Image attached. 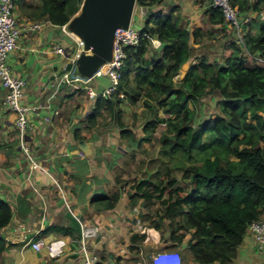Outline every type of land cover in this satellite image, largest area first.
I'll return each instance as SVG.
<instances>
[{
  "label": "trees",
  "instance_id": "trees-1",
  "mask_svg": "<svg viewBox=\"0 0 264 264\" xmlns=\"http://www.w3.org/2000/svg\"><path fill=\"white\" fill-rule=\"evenodd\" d=\"M39 1V5L26 0L14 3L33 17L62 26L78 12L83 0ZM158 1L137 0V6L145 10L143 38L125 47L127 58L117 91L109 97L98 96L85 120L89 129L97 130L115 121L125 142L120 151L127 157L125 163L128 157L134 160L132 151L145 152L144 143L157 139L158 157L146 165L150 175L137 180L135 191L128 193V205L147 208L160 200L164 205L161 218L169 220V240L183 261L231 264L249 223L264 215V22L257 33L248 28L243 43L231 41L221 63L201 57L188 67L182 81L174 82V75L191 56V33L172 14L154 9ZM231 3L240 14L264 8V0ZM210 10L213 24L225 22L220 9ZM151 37L162 42L158 54L151 52ZM210 96L217 99L220 111L198 122V104ZM124 101L131 107L141 102L149 111L142 135L125 124L120 108ZM159 110L166 116H159ZM106 111L112 120L104 115ZM161 125L166 127L157 137ZM157 160L160 164L152 171L151 163ZM114 181L120 185L119 173L114 172ZM178 182L182 186L175 187ZM120 196L119 187L95 196L93 202L111 209ZM11 216V206L0 198V229ZM50 230L73 233L69 228L51 226L39 235ZM144 237L133 234L131 240L143 241ZM4 243L0 237V253Z\"/></svg>",
  "mask_w": 264,
  "mask_h": 264
},
{
  "label": "crops",
  "instance_id": "crops-1",
  "mask_svg": "<svg viewBox=\"0 0 264 264\" xmlns=\"http://www.w3.org/2000/svg\"><path fill=\"white\" fill-rule=\"evenodd\" d=\"M26 1L40 4L39 0ZM152 7L161 9L166 15L172 14L179 19V26L188 28L191 33V56L174 75V82L182 81L188 67L201 57L221 63L230 51L231 41L238 40L239 36L243 38L248 28L257 33L260 23L264 22L263 8L240 14L241 24L237 31L226 21L213 24L209 0H159ZM15 16L20 27L34 22L40 26L35 30L21 28L17 46L9 53L8 63L13 73L27 80L23 102L30 105L50 103L58 110L56 114L51 113L48 121L44 119V115L51 112L48 108H38L39 113L31 112L24 142L60 189L49 175L29 166V159L20 146L15 114L2 106L6 91L0 82V198L12 208L10 222L0 229V237L5 242L0 264H83L80 230L86 225H97L101 230L88 242V247L100 256L97 264H142L139 257L148 239L144 235L143 241L132 242L129 232V225L134 222L133 208L137 206L130 207L128 197L123 194L111 209H104L101 202H93L95 196L107 195L115 188L113 171L119 155L117 150L122 151L125 146L115 121L107 116L112 120L108 125L99 130L89 129L85 119L95 100L84 90L71 86L54 93L53 85H46L51 75L62 69L67 61L53 52V45L62 41L64 25L56 26L44 17H33L18 5ZM135 25L141 27L143 21L140 23L138 19ZM150 42L151 52L160 53L162 42L156 37H151ZM134 130L142 135L141 128ZM81 139L88 143L84 156L79 154ZM51 226L69 228L73 233L50 230L39 235ZM135 231L137 234V229ZM39 237L46 240L61 237L67 244L61 255L51 257L45 248H32V241ZM189 237L187 235L185 240ZM173 245L170 240L159 243L160 248L174 249ZM184 264L196 263L188 259ZM232 264H264V248L257 247L248 229Z\"/></svg>",
  "mask_w": 264,
  "mask_h": 264
},
{
  "label": "built area",
  "instance_id": "built-area-1",
  "mask_svg": "<svg viewBox=\"0 0 264 264\" xmlns=\"http://www.w3.org/2000/svg\"><path fill=\"white\" fill-rule=\"evenodd\" d=\"M212 7L221 10L224 19L236 31L240 27V13L231 0H209ZM137 0H135V6ZM39 23H30L24 27H20L17 17L15 16L14 0H0V82L5 88V95L2 100V106L15 114V124L18 130L20 146L26 153L29 159V166L36 170L52 176L43 168L33 157L29 146L24 142L25 133L29 127V114L38 112V108L46 107L51 112L44 115L45 120H50L51 113L56 114L58 110L51 107L50 103L38 102L35 105H30L23 102L25 87L27 80L24 76L14 74L12 68L7 63L6 58L17 46L18 39L21 34V28L29 30L38 29ZM62 33L67 36L66 43L63 41L53 45V52L61 57H65L67 61L75 62V60L84 51V41L75 33L67 28V23L62 28ZM143 38L141 28L133 24V20L127 28H118L115 31L111 59L101 65L95 72L88 76L73 75V72L64 71L56 82L52 85L57 92L59 84L66 82V86H71L74 89L84 90L90 99L95 100L98 96L109 97L118 89L119 82L122 77V69L125 64L127 53L125 47L136 45ZM238 41L243 43L242 36L238 37ZM71 75L73 78H71ZM81 156H84L83 150L79 151ZM55 184L60 189L59 184L53 179ZM248 230L256 239L257 247L262 249L264 246V217L253 220L249 223ZM100 228L97 225L82 226L80 230V251L83 257V264H96L100 261V256L93 252L88 247V242L96 238L100 234ZM67 242L64 238L58 237L52 240H46L43 237L36 238L32 241L31 246L35 250L46 249L51 257L61 255L65 249ZM144 264H184L181 253L176 249L161 248L153 251L147 262ZM218 264V263H212Z\"/></svg>",
  "mask_w": 264,
  "mask_h": 264
},
{
  "label": "rangeland",
  "instance_id": "rangeland-1",
  "mask_svg": "<svg viewBox=\"0 0 264 264\" xmlns=\"http://www.w3.org/2000/svg\"><path fill=\"white\" fill-rule=\"evenodd\" d=\"M137 8L138 9H135L133 13V20H134L133 24H135L136 20L138 19L140 23L142 21L144 22V19L142 16H144L145 10L144 8H141L139 6H137ZM61 38H62L63 43L65 44L67 40V36L62 34ZM8 58H9V55L6 58L7 63H8ZM63 58L66 59V57H63ZM121 107L123 108V111H124L122 118L125 124L129 125L130 127L134 129H137V128L140 129L142 127V123L145 120V115L148 114L149 111L143 107L141 102L137 103L134 107H131L125 101L124 103H122ZM219 111L220 110L217 105V99L215 97L210 96V97L204 98L198 104L199 118L197 119V121L198 122L203 121L207 116L219 113ZM158 113H159V116L161 117L166 116L162 110H159ZM108 115L109 114L106 111V117ZM165 127L166 126L161 125L158 128L156 132L157 137L160 136L161 132L164 130ZM136 132L138 131L136 130ZM159 147H160L159 142L157 139H155L153 143H150V142L144 143V148H146L147 151L144 152V151H141V149L140 150L135 149L134 151H132V153H134V156H135L134 160H132L131 157H128L127 162L125 163L124 160L127 158L125 156H123V158L122 157L119 158L120 159L119 161L115 160L116 163L114 164L113 172L119 173L121 175L122 181L120 185L115 184V188L113 190L120 187L121 194L127 197H128L129 192H134L135 189L133 188V186H135L136 181L142 178H147L150 175V174H146V170H147L146 165L148 166L151 160L158 157ZM117 151L119 152V155H120L121 152L119 150ZM141 161L144 162L143 166H141L142 164L140 163ZM158 164H160L159 160L151 163V166H153L152 171L155 170ZM176 173L178 176L181 175V172L179 171H177ZM178 185L182 186V183L178 182L175 185V187ZM136 206H137V209H134L133 208L134 206L132 207L134 222L130 223L129 232H130V235L132 236L133 234L136 233L135 230L137 229V232H138L137 234L140 233L142 236L146 235L148 239L147 240L148 245L145 248V251L142 254V256L139 257L141 263L144 264L145 262H147L150 254L153 251L161 249L159 246V243H163L169 240V226H168L169 220L165 218L164 219L161 218L163 214L164 205L160 202V200L157 201L155 204L150 205L147 208L141 207L140 204ZM140 213H142L143 215H140ZM254 240L256 242L255 238Z\"/></svg>",
  "mask_w": 264,
  "mask_h": 264
},
{
  "label": "water",
  "instance_id": "water-1",
  "mask_svg": "<svg viewBox=\"0 0 264 264\" xmlns=\"http://www.w3.org/2000/svg\"><path fill=\"white\" fill-rule=\"evenodd\" d=\"M134 8L135 0H83L78 12L67 22V28L84 41V51L75 62L67 61L62 69L51 75L46 85H51L64 71L71 70L73 75L84 77L108 62L115 31L130 25ZM65 85L66 82H61L59 90ZM78 145L87 152L85 140L81 139Z\"/></svg>",
  "mask_w": 264,
  "mask_h": 264
},
{
  "label": "clouds",
  "instance_id": "clouds-1",
  "mask_svg": "<svg viewBox=\"0 0 264 264\" xmlns=\"http://www.w3.org/2000/svg\"><path fill=\"white\" fill-rule=\"evenodd\" d=\"M135 9H137V5L135 6L134 10H135ZM145 9H146V8H145ZM133 13H134V12H133ZM132 18H133V16H132ZM131 21H132V20H131ZM225 21H226V20H225ZM226 22H227V21H226ZM240 22H241V19H240ZM227 23H228V22H227ZM228 24H229V23H228ZM229 25H230V24H229ZM230 26H231V25H230ZM231 27H232V26H231ZM139 28L142 29V26L139 27ZM232 28H233V27H232ZM234 29L236 30V28H234ZM66 62H67V61H66ZM58 78H59V77H58ZM56 80H57V79H56ZM56 80H55L54 82H56ZM54 82H53V83H54ZM53 83H52V84H53ZM65 86H66V85H65ZM58 90H59V87H58ZM58 90H57V92H58ZM57 92H56V93H57Z\"/></svg>",
  "mask_w": 264,
  "mask_h": 264
}]
</instances>
